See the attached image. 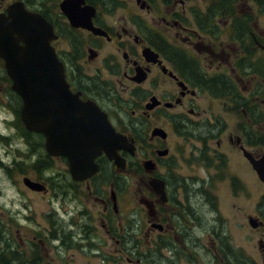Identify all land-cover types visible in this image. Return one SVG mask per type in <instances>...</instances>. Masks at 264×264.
<instances>
[{"label":"flooded vegetation","instance_id":"1","mask_svg":"<svg viewBox=\"0 0 264 264\" xmlns=\"http://www.w3.org/2000/svg\"><path fill=\"white\" fill-rule=\"evenodd\" d=\"M256 11L250 0H0L1 19L28 13L51 24L73 95L52 104L55 141L67 137L72 159L50 155L43 132L21 136L37 174L24 179L42 189L23 183L51 196V229L16 244L5 236L1 264H74L76 254L100 264H264V193L255 213L244 204L253 172L264 187L252 165L264 159ZM0 78L20 117L1 57ZM103 115L122 139L111 137L118 159L101 149L91 164L109 138ZM1 140L11 150V136ZM0 168L11 176V162Z\"/></svg>","mask_w":264,"mask_h":264},{"label":"water","instance_id":"2","mask_svg":"<svg viewBox=\"0 0 264 264\" xmlns=\"http://www.w3.org/2000/svg\"><path fill=\"white\" fill-rule=\"evenodd\" d=\"M15 17H19L21 21L16 31L6 26L12 25ZM54 39L53 27L40 16L24 13L0 18V57L6 62L12 90L23 100L21 120L24 126L32 133H45L46 149L50 155L65 154L72 159L70 151L64 150V147L70 144L67 137L60 139V143L55 141L60 129L55 132L52 104L60 97L71 99L73 95L65 79L63 65L51 46ZM91 111L96 112L94 108ZM103 116L102 127L107 128L109 138L93 147L91 164L101 149L106 150L110 158L118 159L110 147L111 137L116 136L118 143L122 139L114 134L108 119ZM252 165L260 180L264 181V159L259 161L252 159ZM24 183L33 190L42 189L41 184L28 178L24 179Z\"/></svg>","mask_w":264,"mask_h":264},{"label":"rangeland","instance_id":"3","mask_svg":"<svg viewBox=\"0 0 264 264\" xmlns=\"http://www.w3.org/2000/svg\"><path fill=\"white\" fill-rule=\"evenodd\" d=\"M219 1V0H215ZM244 1V0H242ZM251 7L256 11L255 20L260 29L264 30V14L260 13L258 9L251 3ZM257 15V16H256ZM221 19V16H219ZM241 23L238 17L235 18L234 23ZM6 81L0 78V136H11L10 144L11 150H8V144L4 140L0 142V159L4 162L12 163L11 176H7L3 169L0 168V248L1 241L4 237L9 239V236L13 239L14 243H18V239L25 234L29 239L34 235H38L39 238H44L45 231L51 229L52 221L46 216L52 209L51 196H40L28 193V188L24 186V177H37L35 166L33 162L34 158L30 156L31 151L29 145H26L22 140L21 133L18 126L25 130L22 124L18 112H15L16 105H18L17 99L11 95L10 100L7 92ZM14 105V109L12 104ZM32 146H35V140L31 139ZM26 161V163H24ZM19 164H22L19 166ZM15 165V166H14ZM44 177L51 176V173H43ZM251 197L250 201L246 202L244 198L238 203L244 200L245 206H252V213H255V207L259 202V196L264 193V187L261 185L257 176L252 173L251 176ZM229 212L231 209L226 208ZM9 213L11 218L7 220L4 216ZM231 230L234 232L235 243L241 244L243 242V235L237 234L234 228V224H231ZM15 248V246L13 245ZM17 251H21V247L18 245ZM252 257H256L255 251H251ZM3 258L8 256V253H2ZM83 254H76L74 264H100L98 259H91ZM262 264V262H261Z\"/></svg>","mask_w":264,"mask_h":264},{"label":"trees","instance_id":"4","mask_svg":"<svg viewBox=\"0 0 264 264\" xmlns=\"http://www.w3.org/2000/svg\"><path fill=\"white\" fill-rule=\"evenodd\" d=\"M250 1H251L252 5H254L256 7V9L259 10L260 13H264V0H250ZM218 6L219 7H225V8L232 7L230 4H227L224 1H222V3L219 4ZM18 128H19L21 133H24L25 135H32V134L28 133L26 130L22 129L20 126H18ZM1 259L3 260L2 256H1Z\"/></svg>","mask_w":264,"mask_h":264}]
</instances>
